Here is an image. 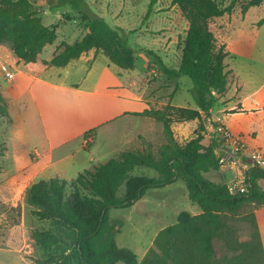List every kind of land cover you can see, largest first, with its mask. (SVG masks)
<instances>
[{
	"label": "trees",
	"instance_id": "1",
	"mask_svg": "<svg viewBox=\"0 0 264 264\" xmlns=\"http://www.w3.org/2000/svg\"><path fill=\"white\" fill-rule=\"evenodd\" d=\"M238 1L224 6L217 0H172L189 23L181 61L173 76H187L194 82L197 108L167 105L138 114L164 127L166 143L159 147L157 156L149 145L144 150L122 152L70 181H35L27 190L26 203L32 207L33 216L48 223V227L33 232L34 242L42 252L36 264H264L257 232L251 244L235 247L226 242L225 253L216 246L217 241L224 240L228 217L237 215L250 203L264 204V171L251 169L249 193L231 195L227 183L209 177L221 170L219 144L217 140L205 143V121L211 118L217 96L225 94L229 84L225 61L230 54L225 45L218 46L211 23L231 15ZM155 3L153 0L147 17ZM263 3L264 0H249L242 12L245 15ZM81 14L89 22L87 35L75 44L63 43L62 52L45 64L65 67L96 50L120 69H135V51L120 32L103 18L83 11ZM258 25H264V18ZM57 28L43 24L31 0H0V44L11 43L15 55L25 63L37 62L44 48L57 40ZM158 62L167 72L162 61ZM0 118H7L6 101L1 96ZM195 120L199 126L194 136L181 144L175 138L173 124ZM4 155L5 147L0 144V156ZM138 167L152 169L157 176L134 175ZM178 180L185 182L189 199L200 206L202 213L182 211L175 224L157 234L153 247L140 261L131 249L118 245L116 238L124 222L111 220L110 211L131 208L149 190L165 188Z\"/></svg>",
	"mask_w": 264,
	"mask_h": 264
},
{
	"label": "crops",
	"instance_id": "2",
	"mask_svg": "<svg viewBox=\"0 0 264 264\" xmlns=\"http://www.w3.org/2000/svg\"><path fill=\"white\" fill-rule=\"evenodd\" d=\"M46 2L50 3V0ZM50 8L49 5L48 10ZM80 29L78 41L89 32V27L86 29L84 24ZM63 43L67 42L58 44L56 40L47 45L34 63L19 60L11 43L0 44L1 74L7 83L6 86H0V96L6 101V120H9L5 131L1 133L0 143L5 147V155L1 157L12 154L11 163L16 169L10 176L3 178L7 181L3 188H7L8 195L2 197L9 201L7 204L15 207L21 205L19 201L26 196L28 188L35 181L53 178L70 181L85 170L117 158L122 152L143 150V146H157L156 141L164 133L159 123L138 114L150 108L174 106L172 98L179 90L177 86L175 91L166 94L165 89L169 88L167 84L163 88L164 92H161V86L158 85L161 76L155 69H150L146 77L134 76L129 73L132 70L120 69L104 53L96 50H91L65 67L46 65L45 62L62 52ZM229 70L231 75L227 92L217 96V100L222 99L225 104V126L233 134L243 136L240 127L231 121L236 117H248V110L254 111L248 103L252 95L243 97L240 86L238 83L236 85L233 70ZM8 73L14 74L15 79L10 80ZM260 106L264 107V100ZM251 114L256 115V119L251 121L252 127L263 131L264 111ZM205 125V143L208 144L215 140L214 120L206 119ZM198 126L199 121L195 120L174 123L172 128L178 141L179 137L181 141L184 138L188 141ZM90 132L93 142L86 146L85 135ZM243 140L248 154L258 150ZM109 156L114 157L103 161ZM0 168L2 174L4 167L0 165ZM237 169L221 166L215 175L219 177V182L228 183ZM3 179H0V183ZM21 206L23 218L20 225L15 227L19 231L26 226V203ZM31 219L33 225L42 222L35 216ZM17 245L18 253L22 254L23 246Z\"/></svg>",
	"mask_w": 264,
	"mask_h": 264
},
{
	"label": "rangeland",
	"instance_id": "3",
	"mask_svg": "<svg viewBox=\"0 0 264 264\" xmlns=\"http://www.w3.org/2000/svg\"><path fill=\"white\" fill-rule=\"evenodd\" d=\"M31 1L38 7L39 16L45 25L48 27L58 26V44L63 41L73 44L80 40L81 26L84 24L88 29L89 22L84 19L81 11L105 19L108 24L120 32L135 51L136 67L132 72H129L130 74L146 77L150 66H152V69L158 71V75L161 76L158 84L161 86V92H164L163 88L167 84H169L167 86L169 88L165 89L166 94L175 91L177 86L179 87L172 98V105L197 108L193 96L194 82L187 76L179 78L173 76L181 60L189 23L181 10L172 5V0H154L156 3L149 17L147 14L153 0H50V3H47L46 0ZM217 1L228 6L232 0ZM248 1H238L231 15L227 14L214 19L211 29L215 34L218 46L225 45L227 51L230 52L225 64L227 68L233 70L237 80L236 85L238 83L240 86L243 97L252 95V99L248 103L254 111L248 110V117H236L231 122L240 127L243 134L241 137L250 147L264 151V130H255L251 125L252 119H256V115L251 113L257 114L264 111V107L260 106L264 100V25H258L264 18V3L252 7L244 15L242 9ZM49 5L50 10L43 9ZM103 57L105 56L103 55ZM158 59L168 69L167 72L162 71V65ZM229 69L227 71L230 79L231 71ZM1 73L0 65V86H6L7 83ZM224 108L225 104L222 99L215 102L211 111V118L215 124L225 126L227 117L223 113ZM7 125L8 121L0 118V138ZM158 125L164 132L163 125L160 123ZM238 135L240 136V134ZM179 141L184 144L187 140L184 138L181 141L179 137ZM156 142L158 145L151 149L157 156L161 143H166L165 134L162 133ZM146 148L147 146H143V150ZM111 157L114 156H109L103 161H107L106 159ZM11 160L12 154L5 157L0 156V165L4 167L0 179L7 178L16 171ZM134 175L157 176L154 170L142 167L136 168ZM209 177L215 181L220 180L215 174H211ZM6 183L5 179L0 183V264H36V260L41 258L42 252L34 242L33 232L35 229L48 227V223L41 222L38 225L31 223L33 209L27 205L26 196H23L19 202L21 205L26 203V226L21 231L15 229L22 221L23 208L21 205L15 207L7 204L9 201L2 197V195L4 197L8 195L7 188H3ZM261 185L264 190V182ZM182 211H187L192 215L202 213L200 206L189 199L183 180H178L162 189L149 190L131 208L111 209V218L124 222V226L116 238L118 245L131 249L141 260L145 251L153 246L157 234L162 229L175 224L177 216ZM256 232L259 235L264 254V204L250 203L237 215L227 218L224 240L217 241L216 246L220 253H225L226 242H230L235 247L243 243L251 244L254 242ZM17 243L24 248L22 254L18 253Z\"/></svg>",
	"mask_w": 264,
	"mask_h": 264
},
{
	"label": "built area",
	"instance_id": "4",
	"mask_svg": "<svg viewBox=\"0 0 264 264\" xmlns=\"http://www.w3.org/2000/svg\"><path fill=\"white\" fill-rule=\"evenodd\" d=\"M10 80L15 79V75L8 73ZM214 138L217 140L219 147L217 154L220 158L221 166H233L238 168L236 173L227 183L231 195L248 194L249 183L248 174L253 168L264 171V151L253 150L247 153L245 141L241 136L233 134L226 126L222 124L214 125ZM93 142V136L90 135L85 140L88 146ZM248 161L245 162L244 160Z\"/></svg>",
	"mask_w": 264,
	"mask_h": 264
},
{
	"label": "water",
	"instance_id": "5",
	"mask_svg": "<svg viewBox=\"0 0 264 264\" xmlns=\"http://www.w3.org/2000/svg\"><path fill=\"white\" fill-rule=\"evenodd\" d=\"M43 9L44 10H48V7H44ZM36 10H38V7H36Z\"/></svg>",
	"mask_w": 264,
	"mask_h": 264
}]
</instances>
